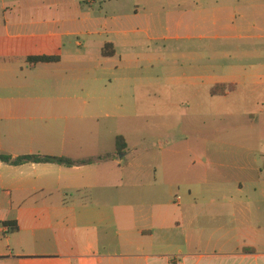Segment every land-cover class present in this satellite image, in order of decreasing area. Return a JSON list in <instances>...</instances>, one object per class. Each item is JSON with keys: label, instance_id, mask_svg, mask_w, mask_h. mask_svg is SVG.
Here are the masks:
<instances>
[{"label": "crops", "instance_id": "obj_1", "mask_svg": "<svg viewBox=\"0 0 264 264\" xmlns=\"http://www.w3.org/2000/svg\"><path fill=\"white\" fill-rule=\"evenodd\" d=\"M118 136L0 162V264H264V0H0V151Z\"/></svg>", "mask_w": 264, "mask_h": 264}, {"label": "trees", "instance_id": "obj_2", "mask_svg": "<svg viewBox=\"0 0 264 264\" xmlns=\"http://www.w3.org/2000/svg\"><path fill=\"white\" fill-rule=\"evenodd\" d=\"M106 51V48H105ZM60 61V56H37L29 57L28 62L31 64L37 63H57ZM236 89L233 85H217L211 89L213 96H225L227 92H232ZM116 153L106 154L103 156L85 159V160H72L65 157H52L43 155H25L20 157H12L0 151V162L11 166H22L25 164H57L66 167L92 165L98 162H106L116 159L118 156H125L127 154L128 146L125 138L118 136L116 139ZM12 231H16L17 227L12 226Z\"/></svg>", "mask_w": 264, "mask_h": 264}, {"label": "rangeland", "instance_id": "obj_3", "mask_svg": "<svg viewBox=\"0 0 264 264\" xmlns=\"http://www.w3.org/2000/svg\"><path fill=\"white\" fill-rule=\"evenodd\" d=\"M163 46H167V43H163V42H159V43H152L151 44V52L153 53V55L155 56V57H157V53H156V50H157V48L158 47H160V48H162ZM171 46H172V44H171ZM171 66H172V64H171ZM163 66H161V65H159V64H156V65H153V67H152V74H151V77H153L155 80H158V79H160V80H162V81H164L165 79H167V77H170V76H177V74L175 73V74H173V75H171L170 74V76H166V75H163V73H162V68ZM169 91H170V93H167V92H164V94L163 95H159L158 97H169V98H172V99H176L175 100V104H177L178 103V98H179V90L177 89V88H173V87H170V89H169ZM166 93V94H165ZM179 108H181V106H178V107H174L173 109L171 108V111L170 112H168V113H165V114H171V115H174V114H177V112H178V109ZM164 124H166V123H155V130L156 131H160L161 133H163L164 131H170V130H168L166 127H165V125ZM168 125H170V126H174L173 124H172V122H169V123H167ZM176 124H178V123H176ZM182 124V127L184 126V123H181ZM158 125H159V127L160 128H158ZM186 126H187V128H190V129H192V127H191V125H188V123H186L185 124ZM221 125H224V123L223 124H221ZM182 127H180L179 129L180 130H178L177 131V136H179V137H181V131H182ZM185 127V126H184ZM172 130V129H171ZM188 131V130H187ZM166 133V132H165ZM186 138L188 139V141L191 143V144H189V145H193V138H192V135H190V134H187L186 135ZM185 138V139H186ZM186 145H187V143H186ZM197 155H194V154H187V156H186V171H187V173H186V176H187V184H189L190 183V180H192L191 178H189L190 176H192V174H190V170L191 171H193L196 167H198V158L196 157ZM189 172V173H188ZM203 210L207 213L208 212V208H207V205H204L203 206ZM203 211V212H204ZM201 227L202 228H206V229H208L209 228V219L208 218H203L202 219V223H201ZM205 237H207V234H205ZM1 247H3V245L2 244H0V248ZM0 260H2V258H0Z\"/></svg>", "mask_w": 264, "mask_h": 264}]
</instances>
